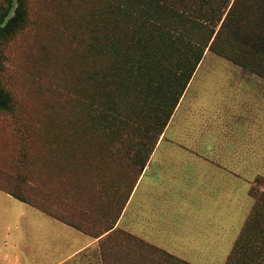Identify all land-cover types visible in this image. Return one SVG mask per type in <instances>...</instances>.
I'll return each instance as SVG.
<instances>
[{"label":"rangeland","instance_id":"rangeland-1","mask_svg":"<svg viewBox=\"0 0 264 264\" xmlns=\"http://www.w3.org/2000/svg\"><path fill=\"white\" fill-rule=\"evenodd\" d=\"M26 1L25 26L1 47L0 88L9 93L12 107L0 110V190L92 239V247L65 264H264V78L207 48L186 85L185 53L155 42L149 45L158 54L152 55L153 65L171 69L150 95L142 81L133 102L126 76L123 92L122 82L116 83L124 74L118 66L131 56L139 65L146 58L125 45L118 50L119 43L109 38L117 12L110 0ZM2 5L0 0V11ZM17 6L14 0L7 21ZM169 80L174 93L165 87ZM163 87L166 94L159 98ZM192 107L208 122L215 120L218 142L192 139L187 117ZM204 146L226 153L188 156ZM174 150L185 156L175 158ZM138 153L146 166L170 168L199 158L224 170L227 216L235 220L227 222L218 251L199 253L186 238L178 251L168 252L116 227L136 184ZM234 185L241 204L230 193ZM172 229L163 231L170 245Z\"/></svg>","mask_w":264,"mask_h":264},{"label":"crops","instance_id":"crops-1","mask_svg":"<svg viewBox=\"0 0 264 264\" xmlns=\"http://www.w3.org/2000/svg\"><path fill=\"white\" fill-rule=\"evenodd\" d=\"M217 105L210 106L214 109ZM198 110H187L192 139L202 136L210 144L218 142L221 138L218 129H213L215 120L208 122ZM191 153L188 156H217L225 155L226 150L204 146ZM172 156L178 159L185 155L174 150ZM186 163L174 162L170 168L147 165L116 227L144 237L168 252L175 253L176 246H184L186 238L192 239L194 250L199 253L218 251L220 237H226L227 222L235 220L227 216L228 181L224 170L215 164L203 163L199 158ZM235 190L236 186H231L232 198L235 204H241L242 193L237 196ZM169 195L172 200L167 201ZM169 227L174 229V245L166 243L168 233L163 231ZM93 243L90 237L0 190V264H65Z\"/></svg>","mask_w":264,"mask_h":264},{"label":"trees","instance_id":"trees-1","mask_svg":"<svg viewBox=\"0 0 264 264\" xmlns=\"http://www.w3.org/2000/svg\"><path fill=\"white\" fill-rule=\"evenodd\" d=\"M110 2L113 3L112 5L117 12L109 38H112L115 43H119L120 47L122 45L127 46L134 55L138 56L137 53L140 52L146 58L142 61L143 64L139 65L131 56L126 58L128 60L120 62L118 66V69L124 74L119 76L121 81L116 83L122 82L119 85L123 86V92L126 86L123 81L126 76L127 88L131 90L128 99L133 102L140 98L139 88L142 81L148 83L150 95L155 89V84L160 82L161 77L165 79L167 76L165 73L171 69L163 65H153L152 55L158 54L152 53L149 45L155 42L162 43L163 47L167 46L172 51L185 53L183 54L185 61H189L185 67L186 72L189 73L187 74L186 85L195 73L196 67L201 62L207 48L264 78V0H235L212 43L216 28L222 22L231 0H110ZM13 6L14 0H3L0 11V63L3 59L1 47L23 29L27 22L26 0H18L14 16L8 21L6 20ZM4 22L6 24L2 27ZM157 74L158 80L155 79ZM173 82L174 80H169L165 86L172 93H174ZM113 86L116 85L113 83ZM160 91L163 94L159 98H163L166 90L163 87ZM130 106L133 105L130 104ZM11 107L9 93L0 88V110L9 111ZM173 109L174 106L170 111L171 113L167 114L170 118ZM165 122L162 124L159 137L164 132L167 124ZM149 127L153 128V125H149ZM141 150H147L144 144H142ZM143 153L145 154V152ZM136 157L138 163L134 165L133 169L138 168L139 172L136 181L133 180L134 183L137 182L148 161L141 157V153H138ZM132 189L129 193L132 192ZM8 194L30 204L14 193ZM30 205L47 214L45 210ZM114 225L110 230L115 228ZM137 242L142 243L140 240ZM236 246L235 252L239 251ZM155 251L160 254L163 253L157 249ZM235 252L231 255L232 257ZM168 256L172 258V256ZM182 264L187 263L183 262Z\"/></svg>","mask_w":264,"mask_h":264}]
</instances>
